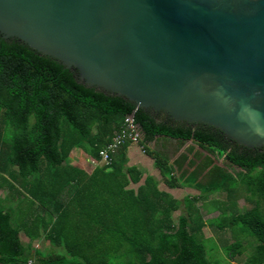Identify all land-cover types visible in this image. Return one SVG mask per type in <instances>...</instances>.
Returning a JSON list of instances; mask_svg holds the SVG:
<instances>
[{
	"label": "trees",
	"instance_id": "1",
	"mask_svg": "<svg viewBox=\"0 0 264 264\" xmlns=\"http://www.w3.org/2000/svg\"><path fill=\"white\" fill-rule=\"evenodd\" d=\"M129 114L164 184L194 189L196 195L176 199L150 176L132 188L141 172L115 155L90 176L63 165L73 148L100 161L99 151ZM156 136L176 139L177 150L189 140L198 149L190 145L169 163V157L149 149ZM217 158H223L222 165L215 164ZM10 167H16L26 198L43 215L32 214L17 226L0 210V264H221L207 256L212 240L205 238V226L215 234L230 233L233 242L223 245L229 261L244 253V240L252 248L254 238L242 264H264V146H239L204 124L192 127L136 109L119 95L83 85L56 60L0 37V173ZM61 174L69 179L65 184L79 177L87 182L73 190L60 181ZM241 191L252 204L243 212L236 204ZM215 193L224 194L222 211L203 220L196 204ZM181 204L185 213L175 219ZM21 229L31 241L26 245ZM41 236L62 250L32 246Z\"/></svg>",
	"mask_w": 264,
	"mask_h": 264
},
{
	"label": "water",
	"instance_id": "2",
	"mask_svg": "<svg viewBox=\"0 0 264 264\" xmlns=\"http://www.w3.org/2000/svg\"><path fill=\"white\" fill-rule=\"evenodd\" d=\"M0 37L136 109L264 146V0H0Z\"/></svg>",
	"mask_w": 264,
	"mask_h": 264
},
{
	"label": "crops",
	"instance_id": "3",
	"mask_svg": "<svg viewBox=\"0 0 264 264\" xmlns=\"http://www.w3.org/2000/svg\"><path fill=\"white\" fill-rule=\"evenodd\" d=\"M194 146V149H198V146L192 142V140L187 141L179 150H177V140L171 139L163 136H156L155 139L148 143L149 149L152 151H159L163 153L165 156L169 157V163H172L180 154H182L188 146ZM193 153L188 156L187 162L192 158ZM115 159H124L125 167H134L139 172H141L142 177L139 183L131 184L130 187L137 188L141 185L145 178L150 176L157 182V185L160 190L169 193L172 197L183 200L186 196H193L196 194H191L190 192H186L182 194L184 190H192L188 187H180V188H168L160 175V171L157 168V165L153 158L150 155L142 153L139 149L138 145L130 144L125 147L119 149L115 154ZM185 163V166L187 164ZM101 161H96L91 159L83 150L80 148H73L67 160L63 163V165H69L71 167L77 168L81 172H83L86 176H90L97 167L103 165ZM107 170H111V168H107ZM16 167H10L7 169L6 173H0V210L3 213L10 214V222L13 225H21L23 222L29 220L31 215H43L41 209L32 205L31 202L26 198L27 193L23 188V179L18 177L15 173ZM15 176V177H13ZM46 180H51L53 177L51 172H46L44 174ZM69 179L66 176L62 177L60 175L61 182H67ZM87 182L86 179H80L79 181H70L65 184L68 188L74 190L75 186H83ZM57 195V193H56ZM60 197V195H59ZM63 198H65V189L63 190ZM180 205L179 210L181 209ZM184 208V206H183ZM178 212V215L183 212ZM185 211V208H184ZM176 213V212H175ZM19 238L22 244L26 245L30 243L29 237L25 235L24 231L21 229L19 232ZM32 246L35 248H39V246H43L44 249H40L43 252L47 251H60V248L53 246L51 243L44 239V236H41L39 239H35L32 241ZM55 247V248H54Z\"/></svg>",
	"mask_w": 264,
	"mask_h": 264
},
{
	"label": "rangeland",
	"instance_id": "4",
	"mask_svg": "<svg viewBox=\"0 0 264 264\" xmlns=\"http://www.w3.org/2000/svg\"><path fill=\"white\" fill-rule=\"evenodd\" d=\"M215 162L217 163H221L222 165V162H223V158H217L215 160ZM184 193L186 192H190L191 194H196L198 193L196 190L192 189V190H184L182 191ZM222 200H224V194H219V193H215V194H210L207 196V199L204 200V201H199L197 202L196 206L199 208V211L202 215V218L203 220H208V219H211V218H216L220 212L222 211V208H221V204L220 202H222ZM238 201L236 202L237 204V208H238V211L239 212H243L244 210L248 209L251 207L252 204H250L249 202L245 201L244 198H243V192L241 191L239 193V196H238ZM179 212H184V208L183 206H181V209L179 210ZM228 212V211H226ZM178 215V212L174 213V218L176 219ZM204 233H205V238L208 239V240H212V241H209V243H207V246H206V251H207V256L210 260H216V261H219L221 264H224L226 262L229 261V258L227 257V252L224 250V247L223 245L225 244H229L231 242H233V238L231 237L230 233L226 232V233H217L215 234L212 230L211 227L209 226H205V230H204ZM254 243V245L256 244L255 242V239L250 237ZM212 242V243H210ZM250 242H248V240H244V244H245V248H246V252L244 251V253L241 255V256H237L235 258L234 261H229L231 264L234 263V264H242L244 258L250 254L253 250V247L250 248V245H249ZM215 245V246H214ZM210 246L213 248L210 250ZM40 249H44L43 246H39ZM55 248V247H54ZM62 249H60L61 251Z\"/></svg>",
	"mask_w": 264,
	"mask_h": 264
},
{
	"label": "built area",
	"instance_id": "5",
	"mask_svg": "<svg viewBox=\"0 0 264 264\" xmlns=\"http://www.w3.org/2000/svg\"><path fill=\"white\" fill-rule=\"evenodd\" d=\"M142 136V130L133 114L126 115L111 140L99 151L100 161L109 164L116 152L125 144L138 145L140 151L145 153V145L141 143ZM26 264H33V262L29 260Z\"/></svg>",
	"mask_w": 264,
	"mask_h": 264
},
{
	"label": "flooded vegetation",
	"instance_id": "6",
	"mask_svg": "<svg viewBox=\"0 0 264 264\" xmlns=\"http://www.w3.org/2000/svg\"><path fill=\"white\" fill-rule=\"evenodd\" d=\"M159 116H161V117H163V118H166V119H168V120H170L167 116H165V115H163V114H160L159 113ZM171 122H173L172 120H171ZM200 124V123H199ZM192 125V127H195V126H197L198 124H191ZM204 126H206V125H204ZM210 127V126H209ZM213 128V127H212ZM215 129V128H214ZM204 230H205V228H204ZM204 235H205V233H204Z\"/></svg>",
	"mask_w": 264,
	"mask_h": 264
}]
</instances>
